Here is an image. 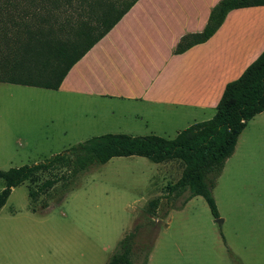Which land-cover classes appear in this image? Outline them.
<instances>
[{
  "label": "rangeland",
  "instance_id": "1",
  "mask_svg": "<svg viewBox=\"0 0 264 264\" xmlns=\"http://www.w3.org/2000/svg\"><path fill=\"white\" fill-rule=\"evenodd\" d=\"M17 5L22 28L25 23L47 24L35 16L53 23L55 14L40 8L41 2L34 7L30 0H19ZM9 11L0 10V16L4 19ZM6 24H0V35L7 33ZM122 106L0 83V170L45 162L107 134L174 139L216 114L206 109L197 121L157 114L154 124L147 125L117 111ZM182 170L179 161L113 158L47 193L39 189L47 175H38L14 188L0 210V264H106L136 225L137 255L154 241L147 264H264V112L248 123L217 180L213 195L219 219L201 196L187 203L188 193L164 198L167 185L177 182ZM63 185L74 187L60 201ZM4 186L0 179V193ZM157 197L156 214H148L149 201ZM142 259L137 256V264Z\"/></svg>",
  "mask_w": 264,
  "mask_h": 264
},
{
  "label": "trees",
  "instance_id": "2",
  "mask_svg": "<svg viewBox=\"0 0 264 264\" xmlns=\"http://www.w3.org/2000/svg\"><path fill=\"white\" fill-rule=\"evenodd\" d=\"M38 1L41 2L40 8L55 14L53 23L49 18L35 16L36 21L41 19L47 24L32 27L25 23L22 28L17 5L19 0H5L0 5L2 12L7 8L12 10L4 19L0 16V24L7 22L4 29L15 30L0 35V82L58 90L73 66L113 29L138 0H30L33 6ZM45 3L51 7L47 8ZM259 6H264V0H221L211 11L204 30L184 36L176 52L181 54L207 42L231 11ZM58 11L61 14L56 15ZM263 112L264 51L238 79L226 85L212 119L188 127L174 139L156 135L107 134L77 144L45 162L0 170V179L5 183L0 193V210L14 188L38 175H47L39 188L47 193L60 182H69L113 158L139 156L157 164L181 162L182 175L177 182L167 185L164 198L170 200L173 196L188 193L184 201L187 203L193 197L201 196L212 216L219 219L213 195L217 180L227 160L235 153L239 137L248 123ZM73 187H61L60 201ZM34 195L30 193L33 205L36 202ZM160 203V197L149 201L147 213L155 215ZM138 230L136 225L125 234L106 264H137L136 257L141 258V255L142 264L148 263L154 241L144 244L137 255L135 239Z\"/></svg>",
  "mask_w": 264,
  "mask_h": 264
},
{
  "label": "crops",
  "instance_id": "3",
  "mask_svg": "<svg viewBox=\"0 0 264 264\" xmlns=\"http://www.w3.org/2000/svg\"><path fill=\"white\" fill-rule=\"evenodd\" d=\"M220 1L138 0L58 90H45L100 105L123 104L117 111L147 125L157 114L197 121L206 109L216 110L226 85L264 51V6H259L231 11L207 42L176 52L185 35L204 30Z\"/></svg>",
  "mask_w": 264,
  "mask_h": 264
}]
</instances>
